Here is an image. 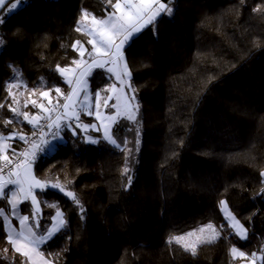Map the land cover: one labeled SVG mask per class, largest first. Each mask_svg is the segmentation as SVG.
<instances>
[{"label": "trees", "instance_id": "obj_1", "mask_svg": "<svg viewBox=\"0 0 264 264\" xmlns=\"http://www.w3.org/2000/svg\"><path fill=\"white\" fill-rule=\"evenodd\" d=\"M116 2L11 0L15 9H0V135L17 134L12 157L24 144L21 135L35 131L29 121L41 112L42 93L56 103L70 91L57 66L79 64L77 41L91 48L83 13L103 18ZM169 5L170 15L160 14L124 48L131 73L124 87L138 111L131 120L126 111L115 113V97L106 105L115 113L116 144L91 142L82 127L61 122L52 147L34 162L49 186L37 191L35 221L31 202L22 212L44 234L57 212L49 205L63 211L64 226L40 248L55 264H237L235 246L246 259L258 253L264 264V0ZM87 80L101 106L120 86L106 67ZM94 120L83 113L79 125ZM56 183L79 204L51 187ZM221 201L247 228L246 238L229 224ZM209 223L220 235L196 255L168 242ZM6 233L0 216V264H29Z\"/></svg>", "mask_w": 264, "mask_h": 264}, {"label": "snow or ice", "instance_id": "obj_2", "mask_svg": "<svg viewBox=\"0 0 264 264\" xmlns=\"http://www.w3.org/2000/svg\"><path fill=\"white\" fill-rule=\"evenodd\" d=\"M112 0H109V3H111ZM171 0H168L167 3L164 2V0H123V3L120 2V0H117V2L113 5V7L117 10H120V15H116L115 12L111 13L107 18L97 20L95 17H92V21L95 25L100 26L97 37H94L93 39H90L87 41V43L92 45V52H89V56L93 57V53H96L98 55L108 57V59H105L103 61H98L94 57L92 59V63L95 64L98 67H104L105 64L111 63L112 65H118L120 62H123V53L122 48L124 44L131 38L135 33L140 32L146 25L152 24L156 17L159 16L161 13H165L170 15L171 14V8L168 6ZM10 4L11 9H15L17 7L16 3H11V0H0V8L4 7L5 5ZM259 8L254 9V11H258ZM89 14L87 12L83 13V19H87ZM2 22V21H0ZM83 29L81 27L77 28V31H82ZM91 30L89 31V35H91ZM76 45H80V41L76 42ZM74 45V47L76 46ZM86 51V50H84ZM84 51H80L81 57L84 55ZM74 63H76L74 61ZM61 75H66L69 72H74V70L69 68H59ZM109 71H113L112 68L109 69ZM123 76L130 78L131 73L128 70L127 63L123 62V68H122ZM117 76H120V73H117ZM66 82L69 85H72L73 83L79 85L80 81L76 80L73 81L72 79H67ZM15 85H13L14 87ZM131 89V85H127ZM11 91V89H9ZM134 91V89L132 90ZM57 93H60V89H56ZM42 95H48V93H42ZM77 95V88L73 87L71 89V93L68 96H65L66 101H72L73 97ZM97 96H99V93H97ZM87 98V97H85ZM135 97L130 96L129 101H134ZM18 103V101H16ZM33 105H35V101H32ZM57 104H59V101H57ZM4 107L3 104H0V108ZM39 107L43 108V105H40ZM62 107L67 110L70 107L69 103H65L62 105ZM126 112L125 115H127L128 119L135 120V112L138 111V105H131L129 106V102H126ZM12 112L16 113L17 110L15 108L10 109ZM55 110V107L52 109ZM44 111H49V109H44ZM18 115H23L25 119H28V113H17ZM91 114V113H90ZM64 115L74 117L77 121L79 120V114L75 111L68 113L65 111ZM98 115V114H97ZM99 118V116H98ZM61 119L60 115H57L56 121L53 123L56 124L57 127H59L58 122ZM109 119H115L114 117H111ZM30 123H33L34 126H37L39 124V119L37 117H33L30 121ZM8 123H11L9 121ZM52 125H48V127H51ZM83 128V130L86 132L88 131L89 127L95 129V125H78ZM105 136L106 138L112 143L116 144V141L112 139L111 134L109 133L108 126L105 125ZM21 139H26L23 135L20 137ZM0 139H3L0 137ZM91 138H89L90 140ZM42 143H46V141H42ZM5 148L7 145L4 146ZM33 149H38L39 145L33 143L32 145ZM21 155L27 156L29 153H22ZM34 156V153H33ZM3 160L7 161L8 163H11V161L8 159L7 155H4ZM7 165H5L6 167ZM21 165L17 164L16 167L19 168ZM2 171V169H0ZM128 169L125 168V174H127ZM12 173H10L11 175ZM15 175L17 176L16 180L12 181H0V197L5 196L4 188L6 185L10 182L12 184H20V185H27V188L21 186L19 189L20 193H23V199L24 200H31V203L33 204L35 210L33 211V220L35 221V217L39 215V201L36 199V196L34 194V189H41L43 190L45 187L49 186L47 181L38 179L35 177V175L31 172V161H28L25 165V173L23 179L20 178V173L16 172ZM261 176L264 177V172L261 173ZM130 182V181H129ZM51 187L58 188L61 192H65V194L71 198L73 201H75L77 204H79V200L77 199L76 195L72 191H66L64 186L60 185L59 183L52 184ZM17 194L13 193L12 195V207L13 210L17 207ZM50 207H56L57 212L54 217L56 220V223L52 225V228L47 231V236L41 234L39 237L36 236V233L33 231L34 227H38L39 225L37 223H33L29 225L28 217L23 216L20 217V224L24 226L23 230L17 232L14 229L8 230L6 233V240L8 243L12 245V248L15 252L20 253L24 257H26L29 261V264H35L31 253L39 247L40 244L44 243L47 239H50L57 231L60 230L61 227L65 224V221L63 219V214L59 211L57 205H49ZM222 208L228 212V218L233 220L232 227L236 228L238 231V234L241 237L246 238V229L243 228L242 225H240L239 221L235 219L234 216H232L231 212L227 209V202L221 201ZM15 214V213H14ZM0 216H4V212L2 209H0ZM6 218V217H5ZM223 227V226H221ZM220 233L217 231L216 226L209 223L207 225L201 226L198 229H194L190 232H187L183 235L179 236H171L169 238V243H176L180 245L185 251L190 252L192 255H196L197 248L199 245L203 243H210L217 239L219 237ZM7 251V249H5ZM233 258H242L245 256L243 252H239L236 248L231 249ZM255 260V256L253 255V261ZM47 264V262H46Z\"/></svg>", "mask_w": 264, "mask_h": 264}, {"label": "crops", "instance_id": "obj_3", "mask_svg": "<svg viewBox=\"0 0 264 264\" xmlns=\"http://www.w3.org/2000/svg\"><path fill=\"white\" fill-rule=\"evenodd\" d=\"M120 2L121 3H123V0H120ZM1 9V8H0ZM113 12H115L116 13V15H120L121 13H120V10H117V9H115ZM113 12H110L109 14H107L105 17H103V18H96L97 20H101V19H105V18H107L111 13H113ZM158 17V16H157ZM156 17V18H157ZM82 27L84 28V30L87 32V34H88V36H89V40L90 39H93L94 37H97V33H98V30H99V28H100V26H98V25H95L94 23H93V21H92V18H87V19H85L84 21H83V24H82ZM91 30V32H92V34L91 35H89V31ZM137 33H135L134 35H136ZM133 35V36H134ZM132 36V37H133ZM132 37L131 38H129V40L124 44V46H123V48H122V53H123V51H124V48H125V46H126V44L132 39ZM90 46H91V48H90V50L88 49V47H87V45H85L84 43H80V45H76V48H77V50H78V52H79V54H80V51H84V50H86V51H84V55H83V57H81V60H80V62H79V64L78 65H76V66H73V67H68L69 69H72V70H74V72H69V73H67L66 75H65V77H66V79H72L73 81H76V80H79L80 81V84L79 85H77V84H75V83H73L72 85H71V88H70V91L68 92V94L66 95V96H68V95H70V93H71V89L73 88V87H76L77 88V95L76 96H74L73 97V99H72V104H73V106H72V104L70 105V108L68 109V110H65L64 108H63V110H62V115H63V117H68V118H71L70 116H66V115H64V113H65V111H67L68 113H71V112H73V111H77V110H81V108H83L84 107V109H85V113L87 114V116H90V117H94L95 116V110L96 109H98L99 108V110H100V108L101 109H103V112L104 111H106V105L108 104V103H110V101L112 100V98L113 97H115V98H117V96H118V94H119V92H120V90H121V87L123 86V82H125L128 78L127 77H124L123 76V72H122V68H123V62H120L118 65H112L111 63H109V64H105L104 65V67H106V68H112L113 69V72L115 73V75H116V77H117V79L119 80V83H120V86L119 85H114L113 86V88L111 89V92H110V94H109V96H108V98H107V100H106V102H105V105H103V106H101L100 105V103H99V100H98V97H96V99H94V97H93V95L89 92V90H88V87H89V83H88V80H87V77H88V74L93 70V69H95V68H98V66H96L95 64H93L92 63V59H93V57L96 59V60H98V61H103V60H105V59H108V57H104V56H101V55H98V54H96V53H93V57H90L89 56V52H92V45L90 44ZM81 56V55H80ZM62 68H64V67H62ZM117 73H120V76L118 77L117 76ZM85 97H87V98H85ZM47 98V96H45V99ZM48 98L52 101V103H53V99H52V97L50 96V94H48ZM63 98V97H62ZM64 100V102L66 101L65 100V98L63 99ZM45 103V102H44ZM65 103H67V101L65 102ZM64 103V104H65ZM76 103H78V105H75ZM99 104V105H98ZM41 105H43V104H41ZM75 105V106H74ZM94 106H95V108H94ZM43 108H45V107H43ZM43 108H41L40 107V109H41V112H40V114L38 115V119H39V122L41 121V119H43L44 117H50L51 116V112H53V106L51 107H49V112L47 111V112H45V111H43ZM117 109L115 110V113L116 112H119V110H118V106L116 107ZM91 113V114H90ZM115 113H109L111 116H113L114 117V115H115ZM107 115V114H106ZM108 116V115H107ZM63 117H61V119L58 121V122H56V123H58V125H59V127L61 126V122H62V120H63ZM113 120V119H112ZM54 121H56V118L54 119ZM53 121V122H54ZM114 121V120H113ZM53 125L54 126H56V124H54L53 123ZM14 135V137H10V138H8V139H2L3 140V143L1 142L0 143V163L2 164V162H5V160H3V156L4 155H7L8 156V159L10 158V157H12V155H11V142H12V140L14 139V138H16L17 137V134H15V133H13ZM56 138L57 137H53L52 138V143L50 142V144H49V148L50 147H52V145H53V143L56 141ZM5 145H7V147L5 148L4 146ZM48 147H45V146H42V145H39V148L38 149H33V148H31L30 149V151L28 152L29 153V155H27V156H25L24 157V159H23V163L25 164V163H27L28 161H31V162H35L37 159H38V156L42 153V152H44L45 150H47V149H49ZM33 153H34V156H33ZM0 164V165H1ZM14 171V170H13ZM12 171V172H13ZM5 177H7V180L8 181H12V179H11V175L9 174V175H6ZM1 178V177H0ZM0 181H3L2 179H0ZM7 187V186H6ZM5 187V188H6ZM4 188V189H5ZM4 191V190H3ZM6 195L5 196H3V197H1L2 199H1V205H4V201L7 203L8 202V199H7V195H9L8 194V190L6 189V192H4ZM4 200V201H3ZM55 215H56V213H55ZM54 215V216H55ZM53 216V217H54ZM5 229H6V227H5ZM7 231V230H6ZM241 238H243L244 239V237H241ZM41 248V247H40ZM233 248H238V249H240L241 250V252H243L244 254H245V256L247 255L246 254V252L243 250V249H241V248H239V247H233ZM41 250V249H40ZM244 256V257H245ZM248 256V255H247ZM244 257H242V258H244ZM238 258H240V257H238ZM253 258V255H249V259L248 260H251ZM260 259H261V256H260Z\"/></svg>", "mask_w": 264, "mask_h": 264}, {"label": "rangeland", "instance_id": "obj_4", "mask_svg": "<svg viewBox=\"0 0 264 264\" xmlns=\"http://www.w3.org/2000/svg\"><path fill=\"white\" fill-rule=\"evenodd\" d=\"M170 8H171V5H168ZM162 14V13H161ZM126 83L125 82H123V86L121 87V90H120V92H119V94H118V96H117V98H116V105L118 106V110L119 111H126V107H125V105H126V102H129V106H131V101H129V94L127 93V91H126V89H125V87H124V85H125ZM47 96V98L45 99V103H42L43 104V107H45V108H43V111H44V109H49V107L51 106H53V108L55 107V109H56V107H57V102L56 103H52V101L48 98V95H46ZM62 100H63V98H62ZM62 100H60L61 102H62ZM66 102V101H65ZM64 102V103H65ZM67 103H69L70 105L73 103L72 101H67ZM99 105V104H98ZM72 106H73V104H72ZM70 108V107H69ZM68 108V109H69ZM94 108H95V106H94ZM67 109V110H68ZM50 111V110H49ZM48 111V112H49ZM53 111H55V110H53ZM81 111H83V113H85L84 111H85V109H84V107L83 108H81ZM45 112H47V111H45ZM51 113H53V112H51ZM98 114V115H97ZM108 116H107V115ZM87 115V114H86ZM98 116H99V118H98ZM47 117V116H46ZM88 117H90V116H88ZM111 117H113V116H111L108 112H106V111H104L103 112V109H101L100 108V110H99V108L98 109H96L95 110V116H94V118H95V120L93 121V122H87V123H83L82 125H95L96 126V128L95 129H93V128H91V127H89V129H88V131H86V134H87V137H88V139L89 138H91L90 139V141L91 142H93V141H95V140H97V138L98 137H104V138H106V136H105V125H107L108 126V129H109V133L111 134V136H112V133H111V130H112V126H113V123H114V121L112 120V119H109V118H111ZM42 120V119H41ZM14 134H9V135H7V136H4V135H0V137H2L3 139H8V138H10V137H14L13 136ZM107 139V138H106ZM112 139H114V137L112 136ZM108 140V139H107ZM115 140V139H114ZM3 143V140L2 139H0V143ZM10 158H12V157H10ZM9 158V159H10ZM1 162V161H0ZM4 162H2V164H3ZM1 164V163H0ZM1 164V165H2ZM27 163H23V161H22V164H21V166L19 167V168H16V169H14V171L13 172H11L12 174H11V179L12 180H16L17 179V176L15 175V173L16 172H19L20 173V178L21 179H23V177H24V173H25V165H26ZM0 165V166H1ZM31 172H32V174L33 175H35V177L36 178H38V179H40L38 176H37V174L35 173V170H34V163L33 162H31ZM0 179H2L3 181H8L7 180V177H5V175H2L1 176V178ZM7 187L4 189V192H6V189L8 190V194L9 195H7V199H8V202L6 203L4 200V205H1V197H0V209H2L3 210V212H4V216H1V218L3 219V221H4V224H5V227H6V230L8 231V230H15V231H17V232H19V231H21V230H23V228H24V226H22L21 224H20V217H23V216H26L23 212H22V203L23 202H25V201H29V202H31V200L29 199V200H24L23 199V193H20L19 192V189H20V187L21 186H23V187H25V188H27V185L26 184H24V185H20V184H12V183H8L7 185H6ZM39 189H34V194H35V196H36V199L39 201V198H38V196H37V191H38ZM13 193H16L17 194V196H16V199H17V207L15 208V210H13V207H12V195H13ZM33 205V204H32ZM33 208H34V206H33ZM39 209H40V203H39ZM227 209H228V211H230L229 210V208H228V206H227ZM34 210H35V208H34ZM62 214H63V219H64V221H65V217H64V213H63V211L62 210H59ZM222 211H223V213H224V215H225V217H226V219L228 220V222H229V224L232 226L233 225V220H231L230 218H228V212L227 211H225L223 208H222ZM15 213V214H14ZM232 214V216H234L233 215V213H231ZM6 217V218H5ZM55 217V216H54ZM54 217H53V219H52V224H51V226L49 227V229L48 230H50L51 228H52V225L54 224V223H56V220L54 219ZM235 217V216H234ZM235 219L237 220V221H239L238 220V218L237 217H235ZM29 225H31L32 223H31V220L30 219H28V222H27ZM239 223H240V225H242L243 226V228L244 229H246L247 230V228L242 224V222L241 221H239ZM64 226V225H63ZM204 226V225H203ZM201 227V226H200ZM62 228V227H61ZM60 228V229H61ZM199 228V227H198ZM198 228H195V229H198ZM216 229H217V231H219V233H220V230H219V228L216 226ZM233 229L235 230V232L238 234V231H237V229L236 228H234L233 227ZM192 230H194V229H192ZM192 230H189V231H186V232H184V233H181V234H176V235H173V236H179V235H183V234H185V233H187V232H190V231H192ZM33 231L36 233V236L37 237H39L41 234H39L38 233V231H37V229L34 227L33 228ZM58 232V231H57ZM56 232V233H57ZM55 233V234H56ZM247 233H248V231H246V237H247ZM54 234V235H55ZM43 235H45V236H47V231H46V233H44ZM53 235V236H54ZM239 235V234H238ZM52 236V237H53ZM240 236V235H239ZM51 237V238H52ZM241 237V236H240ZM49 239H47L44 243H46L47 241H48ZM44 243H42V244H40L39 245V247L37 248V249H35L32 253H31V255H32V258H33V260H34V262H35V264H46V262H47V264H55L53 261H51L50 259H48L47 257H45L44 256V254L41 252V250H40V247L44 244ZM237 250L239 251V252H241V250L240 249H238L237 248ZM252 255H254L255 256V260L253 261V258L251 259V260H248V259H246V258H239V260L237 261V264H262V260L260 259V255L258 254V253H254V254H252Z\"/></svg>", "mask_w": 264, "mask_h": 264}, {"label": "built area", "instance_id": "obj_5", "mask_svg": "<svg viewBox=\"0 0 264 264\" xmlns=\"http://www.w3.org/2000/svg\"><path fill=\"white\" fill-rule=\"evenodd\" d=\"M64 99V97H63ZM64 104V100L62 102H59L57 104V107L55 111L51 114L50 117H44L39 124L35 127V131L33 134L25 137L26 139L24 140V144L21 148V150L18 151L17 155L10 158L9 160L11 163H8L5 161L1 166L0 169V177L2 175H9L14 169H16L17 164H22V161L24 159V155H21L22 153H28L30 149L32 148L33 143L37 145H42L45 147H49L50 142H52V138L55 137L58 133V128L57 126L53 125L54 119L57 117V115H62V110L63 107L62 105ZM79 114V120L77 121L75 118H68V117H63L62 123H72L73 125H79L81 123V118H82V111L78 110L77 112ZM48 125H52L51 127H48ZM59 134V133H58ZM42 141H46V143H42ZM5 165H7L5 167Z\"/></svg>", "mask_w": 264, "mask_h": 264}]
</instances>
